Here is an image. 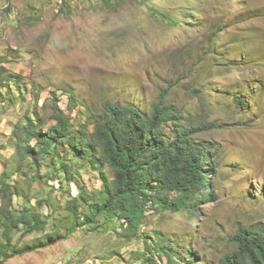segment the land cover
<instances>
[{"label": "rangeland", "instance_id": "rangeland-1", "mask_svg": "<svg viewBox=\"0 0 264 264\" xmlns=\"http://www.w3.org/2000/svg\"><path fill=\"white\" fill-rule=\"evenodd\" d=\"M213 25L228 31L217 47L218 32L209 38ZM248 55L254 62L243 64ZM262 60L264 0H0V172L16 156V136L23 137L28 117L50 125L54 102L76 120L107 103H135L144 112L163 103L176 105L194 126L219 125L197 135L211 144L216 163L214 196L197 213L151 216L142 228L145 242L125 240L113 220L98 230L76 227L66 240L5 264H143L146 244L156 250L162 241L182 258L191 247L194 261L221 264L236 250L232 238L241 227L264 228ZM18 75L17 84L5 82ZM258 80L260 98L249 101L257 110L240 112L231 93L242 94L227 88L252 87ZM67 90L79 101L71 112ZM78 177L88 191L102 189L99 170L87 167ZM14 179L34 212L51 215L56 202L63 208L58 181H38L28 167ZM64 186L79 195L75 184ZM22 203L16 197L15 209ZM69 217L60 209L44 230L17 236L18 249L50 233H67ZM154 258L156 264H178L157 252Z\"/></svg>", "mask_w": 264, "mask_h": 264}, {"label": "trees", "instance_id": "trees-1", "mask_svg": "<svg viewBox=\"0 0 264 264\" xmlns=\"http://www.w3.org/2000/svg\"><path fill=\"white\" fill-rule=\"evenodd\" d=\"M216 32L217 47L228 31L226 27L213 25L209 38L213 39ZM244 61L243 64L254 62L249 55ZM20 79L19 75L9 76L5 82L17 84ZM235 89L242 94L240 97L234 91L231 93L236 108L240 112L256 111V106L249 101L260 98L258 90L262 89V81L258 80L252 87L246 83L227 88L229 92ZM64 92L69 96L71 112L75 110L74 106L78 107L79 101L72 91ZM52 110L50 125L38 116L37 119L28 117L23 137L18 139L16 136V156L0 172V177L5 179L0 189V264H5L11 257L66 240L69 231L76 227L98 230L111 220L121 228L118 233L125 240L137 238L145 242L142 228L149 224L151 216L184 211L195 214L201 204H207L213 198L210 176L216 172L215 158L211 144L200 141L197 135L219 125L194 126L176 105L163 103L155 105L150 112H144L135 103L121 106L107 103L99 113L89 109L87 113L90 114L84 120L73 119L58 102H54ZM261 113L264 114V109ZM33 140L36 141L34 145ZM26 167L34 172L38 181L46 178V183L59 182L66 199L63 208L56 202L50 205L54 209L51 215L33 211L29 199L20 195L21 190L18 192L19 183L14 179L17 174L21 176ZM42 167H46V171L42 172ZM87 167L101 172L102 189L96 193L80 184L78 173ZM105 169L111 173L110 177L105 174ZM8 179L13 183H8ZM66 184H75L79 195L71 196L65 189ZM18 196L23 203L15 209ZM60 209L71 216L72 225L66 229L67 233H50L42 242L18 249L17 236L44 230ZM80 218H83L81 223ZM232 242L236 250L226 254L221 264H264V228L241 227ZM145 250L143 264H156V252L178 264H200L190 256L191 247L183 258L165 241L156 250L146 244Z\"/></svg>", "mask_w": 264, "mask_h": 264}]
</instances>
